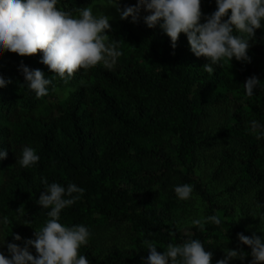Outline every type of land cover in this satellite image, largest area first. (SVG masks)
Wrapping results in <instances>:
<instances>
[{
	"label": "trees",
	"instance_id": "trees-1",
	"mask_svg": "<svg viewBox=\"0 0 264 264\" xmlns=\"http://www.w3.org/2000/svg\"><path fill=\"white\" fill-rule=\"evenodd\" d=\"M96 1L0 0V264H198L176 249L223 239L264 258L237 219H264V0H192L190 22L109 0L123 12L100 24L110 64L66 28ZM222 110L218 133L203 135ZM219 136L231 144L213 173H230V203L197 175ZM172 178L208 223L175 227L162 194ZM95 226L129 240L96 244Z\"/></svg>",
	"mask_w": 264,
	"mask_h": 264
},
{
	"label": "rangeland",
	"instance_id": "rangeland-1",
	"mask_svg": "<svg viewBox=\"0 0 264 264\" xmlns=\"http://www.w3.org/2000/svg\"><path fill=\"white\" fill-rule=\"evenodd\" d=\"M146 12L156 10H169L177 15L185 17L186 22L192 18V0H139ZM123 12L109 0H97L87 12L78 15L74 20L67 23V30L74 34L83 53L87 58H94L110 64L114 59V51L109 47L104 38H99L100 24L107 20H117ZM67 90H58L60 98L66 97ZM214 119L209 126L204 128L203 135L217 134L219 127L226 117V111L215 112ZM209 129V130H208ZM231 142L226 137H216L202 148V157L198 163L197 175L208 183L212 190H216V200L220 203H230L231 199L227 193H221L222 182H230V173H226L223 178H215L214 169L220 159V149L223 145H230ZM1 182V177H0ZM177 179L172 178L162 190V194L167 201L172 202L175 207L174 222L175 227L184 232L188 227L195 224H206L211 220L210 213L199 195L190 187L179 188ZM249 194H247V197ZM237 219L254 236L259 237L264 244V219L256 218L252 210H244L237 215ZM2 222L0 220V230ZM88 238L96 244L102 246H113L125 244L129 240V234L123 227L95 226L89 230ZM181 251L187 256L191 251L198 253V264H264V258L259 255H251L240 248L233 247L227 240H208L202 244H191L183 246L176 251Z\"/></svg>",
	"mask_w": 264,
	"mask_h": 264
}]
</instances>
